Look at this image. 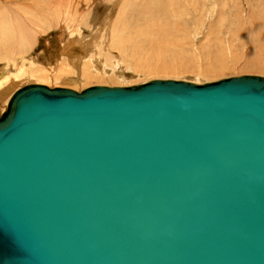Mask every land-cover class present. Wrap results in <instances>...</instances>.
<instances>
[{
    "label": "water",
    "instance_id": "1",
    "mask_svg": "<svg viewBox=\"0 0 264 264\" xmlns=\"http://www.w3.org/2000/svg\"><path fill=\"white\" fill-rule=\"evenodd\" d=\"M0 264H264V77L17 90Z\"/></svg>",
    "mask_w": 264,
    "mask_h": 264
},
{
    "label": "rangeland",
    "instance_id": "2",
    "mask_svg": "<svg viewBox=\"0 0 264 264\" xmlns=\"http://www.w3.org/2000/svg\"><path fill=\"white\" fill-rule=\"evenodd\" d=\"M80 2L0 0V71L18 75L1 88L6 93L2 96L4 108H0V115L6 110V102L11 97H8V91L15 92L31 84L81 92L95 86L131 87L154 80L184 81L203 85L239 76L264 77V71L252 69L257 66L264 67V0H149V2L80 0ZM123 2L129 3L122 5ZM146 2L149 6H165L166 13L172 15L170 17L166 14L167 22L164 20L162 26L160 22L152 24V26L159 24L157 28L160 32L154 26V29L151 27L149 30L145 26L149 24L145 22L141 25L136 24L135 30V24L131 25L127 21L128 18L131 20L136 10L140 8L145 10L148 6ZM27 15L36 18L32 17L34 20L32 22L31 17ZM155 16L153 15L151 20L157 19ZM19 17L20 22L17 21ZM174 23L177 26H173ZM173 27H176V32ZM128 29L130 30L127 31ZM145 29L148 32L144 31ZM152 29L155 31L151 32L153 36L150 34ZM164 31L169 34L165 32L166 36L162 33ZM20 32L21 34L16 36ZM143 36H146V39ZM140 40L144 42L140 43ZM121 45H128L131 49L123 48ZM116 49L122 50L126 55L121 54L122 51L118 53ZM141 52L145 54L142 53V56ZM133 56L137 59H132ZM151 57L156 59L153 60ZM214 57H217V60H214Z\"/></svg>",
    "mask_w": 264,
    "mask_h": 264
},
{
    "label": "bare ground",
    "instance_id": "3",
    "mask_svg": "<svg viewBox=\"0 0 264 264\" xmlns=\"http://www.w3.org/2000/svg\"><path fill=\"white\" fill-rule=\"evenodd\" d=\"M50 1H51V0H50ZM124 1H126V0H124ZM127 1H128V0H127ZM140 1H141V0H140ZM153 1H154V0H153ZM79 2H80V0H79ZM129 2H130V1H129ZM129 2H127V3H126V2H125V3L123 2L122 5H124V4H127V5H128ZM148 2H149V0H148ZM148 2H146V4H147ZM56 3H57V0H56ZM80 3H81V2H80ZM133 3H135V2H133ZM133 3H132V4H133ZM139 3H140V2H139ZM142 3H143V2H142ZM158 3H159V2H158ZM158 3H157V4H158ZM53 4H54V2H53ZM77 4H79V3H77ZM116 4H117V3H116ZM146 4H144V6H145ZM160 4H161V3H160ZM172 4L174 5V3H172ZM176 4H177V3H176ZM24 5H25V4H24ZM58 5H59V4H58ZM129 5H130V4H129ZM137 5H138V4H137ZM151 5H152V4H151ZM166 5H167V4H166ZM173 5H172V6L170 5V6L173 7ZM181 5H183V4H181ZM50 6H51V4H50ZM60 6H62V5H60ZM68 6H69V5H68ZM78 6H79V5H78ZM95 6H96V5H95ZM130 6H131V5H130ZM130 6H129V8H130ZM132 6H133V5H132ZM134 6H135V5H134ZM140 6H141V4H140ZM170 6H169V7H170ZM20 7H21V6H20ZM70 7H71V6H70ZM76 7H77V5H76ZM142 7H143V6H142ZM146 7H147V8H146L145 10H144V8L141 9V8L139 7L140 9H139V10H136V12L133 13L134 15L132 16L131 20H129V18L126 16V17L128 18L127 21H129V23H131V25H132V24H135V30L137 29V27H136L137 25H136V24H140V25H141V23H143V22H145L146 24H149V26H148V25H145L146 28H148V29L151 28V27H152L153 29H154V27L157 28L159 24L161 25L162 23H164V22L166 21V17H167V15L170 16V14H171V13H170V14H167V13H166V11H165V6H163V5H152V6H149V3H148V6H146ZM174 7H175V5H174ZM179 7H180V6H179ZM179 7H178V9H179ZM192 7H193V6H192ZM23 8L26 9V7H23ZM23 8H22V9H23ZM56 8H57V7H56ZM68 8H69V7H68ZM68 8H67V10H68ZM72 8H74V7L72 6ZM121 8H122V7H121ZM121 8H120V9H121ZM131 8L133 9V7H131ZM27 9H28V8H27ZM65 9H66V7H65ZM126 9H127V8H126ZM126 9H124V10L122 9V11H125ZM137 9H138V8H137ZM170 9H171V8H170ZM175 9H176V8H175ZM29 10H30V9H29ZM58 10H59V8H58ZM128 10H129V9H128ZM185 10H186V9H185ZM122 11H121V13L123 14L124 12H122ZM129 11H130V10H129ZM132 11L134 12V10H132ZM167 11H168V10H167ZM175 11H176V10H175ZM36 12H38V11H36ZM57 12H58V11H57ZM127 12H128V11H127ZM169 12H170V11H169ZM177 12H178V11H177ZM26 13H27V12H26ZM121 13H120V14H121ZM130 13H131V11H130ZM179 13H180V12H179ZM179 13H178V14H179ZM22 14H23V13H22ZM27 14H30V13H27ZM31 14H32V12H31ZM44 14H45V13H44ZM57 14H58V13H57ZM57 14H56V15H57ZM70 14H71V13H70ZM122 14H121V15H122ZM125 14H126V13H125ZM125 14H124V16H125ZM166 14H167V15H166ZM175 14H176V13H175ZM175 14H174V15H175ZM178 14H177V15H178ZM24 15L26 16V14H24ZM33 15H34V14H33ZM64 15H65V14H64ZM66 15H67V14H66ZM153 15H156L155 17H157V19H155V20H151V19L153 18V17H152ZM17 16H18V15H17ZM27 16H30V15H27ZM68 16H69V15H68ZM130 16H131V15H130ZM30 17H31V16H30ZM32 17H33V16H32ZM32 17L30 18L31 21H32L34 18H36V17H33V19H32ZM118 17H120V16H118ZM118 17H117V18H118ZM170 17H172V15H171ZM78 18H79V17H78ZM124 18H125V17H124ZM124 18H122V19H124ZM17 19H18V18H17ZM125 19H126V18H125ZM125 19H124V20H125ZM169 19H170V18H169ZM13 20H14V19H13ZM20 20H21V19H20V17H19V19H18L17 21L20 22ZM118 20H119V18H118ZM120 20H121V19H120ZM164 20H165V21H164ZM176 20H177V19H176ZM15 21H16V18H15ZM26 21H27V20H26ZM31 21H30V22H31ZM33 21H34V20H33ZM33 21H32V22H33ZM127 21H126V22H127ZM169 21H170V20H169ZM21 22H22V21H21ZM123 22H124V21H123ZM159 22H160V23H159ZM166 22H167V21H166ZM170 22H171V21H170ZM16 23H17V22H16ZM117 23H118V22H117ZM119 23H120V21H119ZM154 23H159V24H158V25L156 24V26H154V25H155ZM31 24H32V23H30V25H31ZM38 24H39V23H38ZM120 24H121V26H122V23H120ZM152 24H154V25H153L154 27L152 26ZM169 24H170V23H169ZM176 24H177V23H176ZM178 24H179V23H178ZM14 25H15V24H14ZM17 25H18V24H17ZM33 25H34V24H33ZM105 25H106V24H105ZM123 25H124V24H123ZM126 25H127V24H126ZM162 25H163V24H162ZM162 25H161V26H162ZM167 25H168V24H166V26H167ZM174 25H175V23L173 24V26H174ZM147 26H148V27H147ZM175 26H177V25H175ZM116 27H117V26H116ZM129 27H130V29H131V26H129ZM163 27H165V26H163ZM163 27H162V29H164ZM169 27H170V26H169ZM105 28H106V26H105ZM123 28H124V27H123ZM126 28H127V27H125V29H126ZM133 28H134V26H133ZM133 28H132V29H133ZM165 28H166V27H165ZM167 28H168V27H167ZM173 28H174V30H175L176 27H173ZM173 28H172V29H173ZM262 28H263V27H262ZM1 29H2V28H1ZM11 29L14 30V28H12V26H11ZM130 29H128L127 31H129ZM140 29H142V28H140ZM153 29H152V30H153ZM158 29H159V28H157V31H158ZM258 29H259V28H258ZM149 30H150V29H149ZM160 30H161V29H160ZM174 30H173V31H174ZM179 30H180V29H179ZM33 31H34V30H33ZM138 31H139V28H138ZM138 31H137V32L133 31V32H135L136 34H137V33L140 34ZM144 31L148 32L147 29H145ZM144 31H143V32H144ZM259 31H260V30H259ZM141 32H142V31H141ZM143 32H142V33H143ZM151 32H155V31H154V30H153V31H150V34H152V36H153V33H151ZM158 32H160V31H158ZM165 32L167 33V31H164V32H162V33H165ZM168 32H171V31H168ZM175 32H176V30H175ZM183 32H185V31H183ZM127 33H128V32H127ZM131 33H132V32H131ZM166 33H165V35L167 36V34H169V33H167V34H166ZM18 34L20 35L21 32H20V33H17L16 36H18ZM128 34H129V33H128ZM144 34H145V32H144ZM144 34H143V35H144ZM146 34H147V33H146ZM180 34H181V33H180ZM8 35H10V33H9ZM155 35H156V34H155ZM155 35H154V36H155ZM163 35H164V34H163ZM163 35H162V36H163ZM170 35H171V34H170ZM132 36H135V35H132ZM146 36H147V35H146ZM146 36H145V37H146ZM149 36H150V35H149ZM157 36H158V34H157ZM159 36H160V35H159ZM166 36H165V37H166ZM171 36H172V35H171ZM137 37H138V36H137ZM139 37H140V36H139ZM139 37H138V38H139ZM143 37H144V36H143ZM145 37H144V38H145ZM150 37H151V36H150ZM169 37H170V36H169ZM18 38H20V37H18ZM141 38H142V37H141ZM144 38H143V39H144ZM153 38H154V37H153ZM134 39H135V38H134ZM145 39H146V38H145ZM145 39H144V40H145ZM148 39H149V38H148ZM148 39H147V40H148ZM157 39H158V38H157ZM161 39H162V38H161ZM164 39H165V38H164ZM164 39H163V40H164ZM124 40H125V39H124ZM131 40H132V39H131ZM135 40H137V39H135ZM135 40H134V41H135ZM144 40H142V41L144 42ZM107 41H108V40H107ZM113 41H114V40H113ZM119 41H120V40H119ZM129 41H130V40H129ZM129 41H128V42H129ZM142 41L140 40V43H141ZM152 41H153V40H152ZM152 41H151V43H152ZM123 42H124V41H123ZM123 42H122V43H123ZM145 42L147 43V41H145ZM158 42H159V41H158ZM116 43H117V42H116ZM120 43H121V42H120ZM125 43H126V42H125ZM125 43H123V44H125ZM129 43H130V42H129ZM129 43H127V44H129ZM136 43H137V42H136ZM138 43H139V41H138ZM151 43H150V44H151ZM153 43H154V41H153ZM109 44H110V43H109ZM142 44H144V43H142ZM148 44H149V43H148ZM150 44H149V45H150ZM158 44H159V43H158ZM164 44H165V43H164ZM13 45H14V44H13ZM138 45H139V44H138ZM149 45H148V46H149ZM152 45H153V44H152ZM105 46H106V45H105ZM154 46H155V45H154ZM66 47H67V46H66ZM114 47H115V46H114ZM121 47L125 48V47H128V45H127V46H122V45H121ZM132 47H133V46H132ZM134 47H136L135 44H134ZM134 47H133V48H134ZM139 47H140V45H139ZM150 47H151V46H150ZM152 47H153V46H152ZM155 47H156V46H155ZM158 47H159V46H158ZM162 47H163V46H162ZM179 47H180V45H179ZM123 48H120V49H123ZM128 48L131 49L130 47H128ZM156 48H157V47H156ZM160 48H161V47H160ZM63 49H64V48H63ZM108 49H109V48H108ZM110 49H111V48H110ZM113 49H115V48H113ZM120 49H119V50H120ZM136 49H137L136 51H138V47H137ZM139 49H140V48H139ZM209 49H210V48H209ZM16 50H17V49H16ZM65 50H66V49H65ZM65 50H64V51H65ZM116 50H118V49H116ZM119 50H118V53H120V52L122 51V50H120V51H119ZM141 50H142V49H141ZM154 50H155V49H154ZM68 51L70 52V50H68ZM110 51H111V50H110ZM112 51H113V50H112ZM125 51H126V50H125ZM162 51H163V50H161V52H162ZM166 51H167V50H166ZM166 51H165V52H166ZM163 52H164V51H163ZM163 52H162V53H163ZM65 53L67 54V51H66ZM122 53H123V51L121 52V54H122ZM133 53H134V51H133ZM133 53H131V54H133ZM137 53H138V52H137ZM142 53H143V52H141L140 54L142 55ZM123 54L126 55L125 52H124ZM135 54H136V53H135ZM144 54H145V52L143 53V55H144ZM68 55H69V53H68ZM143 55H142V56H143ZM163 55H165V53H163ZM66 56H67V55H66ZM120 56H121V55H120ZM129 56H130V55H129ZM137 56H139V54H137ZM142 56H141V57H142ZM145 56H146V55H145ZM150 56H151V55H150ZM153 56H154V55H153ZM153 56H152V57H153ZM211 56H212V54H211ZM126 57H127V56H126ZM152 57H151V59H153V60L156 59V57H155V59L152 58ZM166 57H167V56H166ZM134 58H136V57L133 56L132 59H134ZM139 58H140V56H139ZM157 58H158V56H157ZM167 58H168V57H167ZM210 58H211V57H210ZM214 58H215L214 60H217V59H216L217 57H214ZM23 59H24V58H23ZM124 59H125V58H124ZM126 59H127V58H126ZM129 59H130V58H129ZM132 59H131V60H132ZM136 59H137V58H136ZM149 59H150V58H149ZM151 59H150V60H151ZM206 61H207V60H206ZM98 62H99V61H98ZM133 62H134V60H133ZM152 62H153V61H152ZM70 63H71V62H70ZM29 64H30V63H29ZM93 64H94V63H93ZM224 64H225V63H224ZM22 65H23V64H22ZM72 65H73V64H72ZM73 66H74V65H73ZM96 66H97V65H96ZM184 66H185V65H184ZM223 66H224V65H223ZM94 67H95V66H94ZM74 68H75V67H74ZM160 68H162V67H160ZM160 68H159V69H160ZM164 68H165V67H164ZM169 68H170V67H169ZM179 68H180V67H179ZM223 68H224V67H223ZM225 68H226V67H225ZM153 69H154V68H153ZM162 69H163V68H162ZM170 69H171V68H170ZM185 69H186V68H185ZM252 69H253V70L264 71V67H263V66L253 67ZM46 70H47V69H46ZM172 70L174 71L173 68H172ZM172 70H171V71H172ZM178 70H179V69H178ZM215 70H216V69H215ZM215 70L213 71V73L215 72ZM224 70H226V69H224ZM224 70H223V71H224ZM249 70H250V69H249ZM40 71H41V70H40ZM150 71H151V70H150ZM152 71H154V70H152ZM159 71H160V70H159ZM168 71H169V70H168ZM182 71H183V70H182ZM166 72H167V71H166ZM169 72H170V71H169ZM175 72H176V71H175ZM180 72H181V71H180ZM184 72H185V71H184ZM208 72H209V71H208ZM216 72L218 73L219 71L217 70ZM172 73H174V72H172ZM210 73H211V72H210ZM17 76H18L17 74H15V75H10L8 72L2 71V70L0 71V93H1V96H2V95H5V93H6L3 89H1V88L4 86V84H6L7 82H9L10 79H12V78L16 79ZM58 78H59V77H58ZM86 78H87V77H86ZM82 79H85V78H82ZM133 79H134V78H133ZM69 80H70V78H69ZM66 81H67V80H66ZM25 82H26V81H25ZM58 84H59V83H58ZM61 89H62V88H61ZM11 90H12V89H11ZM18 90H19V89H18ZM15 92H16V91H15ZM15 92H14V91H8V97L12 96ZM10 98H11V97H10ZM7 99H8V98H7ZM9 100H10V99H9ZM5 101H6V100H5ZM5 101H4V102H5ZM4 102H3V103H4ZM7 102H9V101L7 100ZM7 102H6V104H7ZM4 105H5V104H4ZM3 108H4V107H3ZM1 109H2V108H1Z\"/></svg>",
    "mask_w": 264,
    "mask_h": 264
},
{
    "label": "crops",
    "instance_id": "4",
    "mask_svg": "<svg viewBox=\"0 0 264 264\" xmlns=\"http://www.w3.org/2000/svg\"><path fill=\"white\" fill-rule=\"evenodd\" d=\"M3 96V95H2ZM2 96H1V93H0V108H3L4 106L2 105ZM1 111V109H0Z\"/></svg>",
    "mask_w": 264,
    "mask_h": 264
}]
</instances>
